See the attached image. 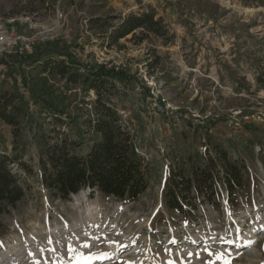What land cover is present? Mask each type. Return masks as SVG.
<instances>
[{"label": "rangeland", "instance_id": "1", "mask_svg": "<svg viewBox=\"0 0 264 264\" xmlns=\"http://www.w3.org/2000/svg\"><path fill=\"white\" fill-rule=\"evenodd\" d=\"M152 12L162 34L145 26L110 45L125 17ZM53 50L94 66L112 63L136 78L134 89L109 102L132 135L148 187L136 199L90 192L77 193L79 202L55 198L39 163L43 144L55 139L37 124L27 129L25 118L16 128L0 117V153L22 154L32 169L18 167L26 193L3 215L0 257L21 248V263L62 264L48 244L54 228L65 264L76 254L79 264H264V0H0V92L16 84L40 122L46 107L31 94L51 96L80 127L64 118L60 137L85 155L98 138L96 93L24 59L50 58ZM217 147L246 166L237 202L220 165L214 204L195 197L189 215L171 208L166 194L174 175L193 176L210 157H221ZM120 204L128 209L117 215ZM87 205L100 216L85 227ZM251 233L254 241L247 240Z\"/></svg>", "mask_w": 264, "mask_h": 264}, {"label": "trees", "instance_id": "2", "mask_svg": "<svg viewBox=\"0 0 264 264\" xmlns=\"http://www.w3.org/2000/svg\"><path fill=\"white\" fill-rule=\"evenodd\" d=\"M155 16L154 12L128 15L109 34L110 45L145 26L162 34L154 28L161 24V20ZM52 53L50 58L26 55L24 59L29 67H37L39 64L44 72L57 73L65 77L68 84H81L84 91L93 90L96 93L92 122L98 138L93 141L88 153H72L67 135L60 137L59 127L64 118L67 119L68 126L78 128L79 124L64 108L54 104L51 96L34 97V93L31 94L35 103H43L46 107V118L40 122L30 113L27 94L15 84L14 91L0 92V117L16 128L25 118L27 129L31 130L37 124L39 129L44 130L43 134L48 133L49 139H55L53 142L47 140L39 153L41 181L53 197L69 200L72 194L89 188V195L92 197L96 193H102L118 198H138L147 189L148 180L141 159L134 150L132 135L109 102L111 98L134 89L136 78L112 63L94 66L90 62H77L69 56H63L59 50H53ZM24 84L28 85V82L25 80ZM140 88L144 96L152 97L150 89L146 86ZM27 89L30 91V88ZM184 112L186 111L180 113ZM50 132H55L57 136H52ZM215 149L221 157H210L207 166H198L193 176L184 173L174 175V183L166 194L167 204L171 208L189 215L192 213L189 207H198L197 202L193 201L195 197H203V201L208 200L214 204L213 196L218 189L215 170L220 165L225 171L224 184L229 199L233 203L237 202L246 166L238 160H231L224 149ZM14 150H17V146ZM22 158L23 155L18 153H0V231L3 227V215L15 207L26 193L18 167L30 172L32 169Z\"/></svg>", "mask_w": 264, "mask_h": 264}, {"label": "bare ground", "instance_id": "3", "mask_svg": "<svg viewBox=\"0 0 264 264\" xmlns=\"http://www.w3.org/2000/svg\"><path fill=\"white\" fill-rule=\"evenodd\" d=\"M74 198H75L76 202H79V200H80L79 199V194L75 195ZM127 209H128L127 206L124 207L122 204H120V205H118L116 207L115 211H116V214L119 215V214H123L125 212V210H127ZM127 215H128V213H127ZM99 216H100L99 208L92 207V205H87L86 206V210L82 211V213H81V217H82V222L81 223L86 227L87 226L86 223H88V222L95 223ZM106 218H108L107 215L104 216V220ZM49 232H50L49 234L51 235L50 236L51 237L50 238L51 242H48V244L51 246V250L53 251V249H56V245H55L52 237L55 236L56 230L54 228H50ZM255 238H256L255 234L251 233L247 240L251 239V240L254 241ZM252 243H254V242H252ZM117 244H118V242L114 241L112 247L115 248ZM66 246H70V243H68ZM53 252H54V254H53L54 259L55 258L59 259V262H61L62 264H65L66 260H65V257H63V255H64L63 248L57 249V250H55ZM24 254H25V250H22L21 248H16V249L15 248H11V249H9V251L7 253H2L1 254L0 258L5 257V259L4 260L1 259L0 263L3 264L4 261H5L7 264H27L26 262L25 263H21V260H20V258L22 256L23 257L25 256ZM73 257H74V255H73ZM95 260H97V259L91 258L90 259V263H94ZM71 264H79V261L77 259V254L74 257V260H73V262Z\"/></svg>", "mask_w": 264, "mask_h": 264}, {"label": "water", "instance_id": "4", "mask_svg": "<svg viewBox=\"0 0 264 264\" xmlns=\"http://www.w3.org/2000/svg\"><path fill=\"white\" fill-rule=\"evenodd\" d=\"M91 191V189H89V188H87V189H83V190H81L80 192H90ZM76 194H72V196L74 197Z\"/></svg>", "mask_w": 264, "mask_h": 264}, {"label": "snow or ice", "instance_id": "5", "mask_svg": "<svg viewBox=\"0 0 264 264\" xmlns=\"http://www.w3.org/2000/svg\"><path fill=\"white\" fill-rule=\"evenodd\" d=\"M49 242H51V241H49ZM172 243H175V240H173ZM55 250H56V249H53V251H55Z\"/></svg>", "mask_w": 264, "mask_h": 264}]
</instances>
